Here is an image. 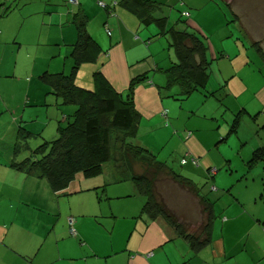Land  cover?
<instances>
[{
	"label": "crops",
	"instance_id": "obj_1",
	"mask_svg": "<svg viewBox=\"0 0 264 264\" xmlns=\"http://www.w3.org/2000/svg\"><path fill=\"white\" fill-rule=\"evenodd\" d=\"M79 1L83 3V0ZM104 1L111 2L110 0ZM160 1L156 2L159 3ZM52 2L56 4L59 0H53ZM17 3L16 7L9 4L8 0H0V149L3 152L0 153V156H2L0 158V264H264V167L263 169L260 168L257 172H252L251 170L257 167V162L250 164L251 155L257 149H264V144L253 150L252 154L249 150L246 152V157L243 158L245 166L236 172L232 171L234 182L239 183V185L236 187L235 185H231L229 189V187L219 182L218 175L216 174L217 171L212 170L208 166L204 171L200 167V164L206 161V158L210 154L209 151L212 149V147L206 146L203 142L205 138L201 131L193 129L191 134L186 136V146L189 151L186 154L188 156L186 158L189 161L186 165H191L190 171L198 175L192 176L189 173L184 177L197 181L201 180L202 176L205 178L207 176L210 180H214L216 184L219 182L218 186L222 189L218 195L228 200V202L220 207L218 215L215 214L213 208L214 217L208 219L207 222L209 229L207 236L210 237V242L197 252H193L190 243L180 235L178 227L162 217L153 219L143 211L144 206L141 207V205L138 207L136 205L134 207L119 206V208H112L115 218L127 221L122 234H129V239L124 249H121V247L120 249H116L119 248V245L110 244L108 241V245L105 248L107 250L104 251H92V249L90 251L87 248L88 238L83 233V226L80 225L83 223V220L80 223L79 219L78 221L77 218L72 219L76 220L75 230L78 235L77 238L70 236L68 232V218L70 217L66 218L62 214V209L59 205L58 210H55V205H43L41 206L44 210L43 212L33 208H21L20 205H17L15 208L13 198L15 192L22 187L20 180L23 177V183L26 184L28 182L27 179L31 178H24L22 173L16 172L10 166L13 162H20L19 159L23 155L29 154V151H25L27 153L21 155L23 153L21 150L15 156V148L17 145L20 148H23L25 144L29 146L30 139H35L42 132H45L46 118L52 116L57 123L54 119L50 118L51 124L54 121L56 125H59L60 120L62 121L66 118V115L72 113V108H67L66 106L59 107L57 105L60 99L55 98L54 101L52 100L53 94L48 90L47 86L44 88L40 86V84L45 85L40 79L43 73H39V75L36 72H40L43 68L47 57H38L36 55L37 50L35 49H39L41 42L53 45L56 51L50 58L59 57V59L56 62L55 69H52L50 66L49 70L58 72L57 70H60L58 69L60 57L63 54L64 47L66 48L64 56L65 53L66 56L62 68L64 67L63 70H65L66 62L70 68L73 65L72 59L69 56L71 52L69 53V51L72 50V46L77 40L76 28L71 24L73 11L66 12L67 18L64 22L57 23L58 21L55 20L57 17L54 16L52 20V22H56L54 25L49 24L46 18H43L41 23H38L35 19L37 17L35 10L27 8L32 6L31 0H17ZM202 3L203 1L201 0L188 2L189 9L186 6L183 7L184 11L181 12V15L184 12H189L190 16L187 19H194L192 23L197 24L199 12L203 6ZM9 5L15 6V8L10 10L6 15H3L5 6ZM108 5L114 9L108 11L111 15L109 16L115 19L113 23L115 25L111 28L109 18L107 17V10L105 11L104 9L106 18L104 19L103 27L95 28L93 32H90L101 46L102 54L106 55V57L105 61L100 63V56L96 62L97 65L93 67H95V70H100L104 78L109 81L117 92L125 93L129 89L133 79L143 76L145 73L148 75L143 63L150 57V49L148 48V44H146V35L141 33L138 18L126 10L117 9V6L114 4ZM100 7L102 6L100 5ZM43 9L45 12H50L49 14L53 13L50 10L51 8L43 7ZM46 26H59L60 30L53 34H51L50 30L44 32V27ZM107 30L112 32V36H108ZM42 34L46 35L42 36ZM105 35L110 39L108 42L105 41ZM42 37L45 38V41L42 40ZM85 67L89 66L85 65ZM223 75L226 76L225 74ZM75 82L82 87H92L86 83H78L77 76ZM10 86L11 88L19 86L26 89L25 109L28 110L29 108L27 107L31 104L34 107H40L44 104V106L49 105L52 108L55 106L54 110H48L44 121L38 120L35 122L32 119V121H27L25 119V111H22L20 118L17 119V114L7 108L11 97L8 98V95L5 94V99H3V92L10 90L8 89ZM256 97L264 101V94H257ZM134 99L136 108L140 113L139 126L143 124L144 117L150 120L154 116H158V114H160L163 121H169V112L167 110L169 104L164 101L161 89L155 85L154 78H151L149 81L148 77L147 80L138 84L135 89ZM257 103L259 104V102ZM33 109L40 115V109ZM242 109V112H246L249 115L255 112L249 103L243 104ZM7 117L9 118L5 120ZM159 121H161L160 118ZM253 121L258 126L256 118H253ZM33 122L35 124H32ZM39 123H46L43 130L37 128ZM16 126L22 127L33 135L26 140H22V137L19 135L17 139L15 138L12 152L13 159L10 161L7 152L10 149V145L7 143L8 138L5 137V134L14 132ZM259 129L261 128L259 127ZM263 129L264 127L261 130ZM258 130L256 133H258ZM193 160L197 162L196 165L193 164ZM261 161H264V158ZM118 166L123 168L125 177L118 180L113 179L107 185H99L95 180L79 177L76 180L85 179L94 183V185L92 187L78 188L76 187V180H74L71 189L77 193L69 196L71 197V201H74L73 204L77 208L85 207V202L77 199L95 188H102L103 191L101 193H105L106 191V198H109L110 202L116 198L132 197V193L124 195L125 197H120L117 192L120 186L127 185L124 183L131 181L126 177L125 168L121 164ZM113 177L116 178V175ZM118 183L120 186L113 188L110 192L108 191L107 186L117 185ZM133 185L135 186L134 183ZM209 185L214 186L211 181ZM211 191L213 190L211 189ZM136 192L137 194L139 193L137 189ZM101 193L96 192L99 200L101 199ZM112 196L115 198H110ZM192 200L195 202V207L198 205L202 206L198 200ZM72 211L73 209L70 213ZM77 211L75 209V214L79 215ZM56 214H59L58 218ZM102 214H106L104 210ZM201 214L202 211L197 217H200ZM184 218L180 217L178 223L186 222V228L189 231L195 232L197 229L194 225L189 227L192 224V219L187 221ZM197 219H203V217ZM58 221L59 224L61 223V226L57 224ZM117 225L119 226V224L113 222L114 227H117ZM104 227L108 230L105 225ZM83 240H86V242H83ZM111 245H113V248Z\"/></svg>",
	"mask_w": 264,
	"mask_h": 264
},
{
	"label": "rangeland",
	"instance_id": "obj_2",
	"mask_svg": "<svg viewBox=\"0 0 264 264\" xmlns=\"http://www.w3.org/2000/svg\"><path fill=\"white\" fill-rule=\"evenodd\" d=\"M52 1L31 0L32 6L27 8H33L37 13V17H35L36 22L41 23V20L46 18L49 24L54 25L56 23L52 22L54 16L57 17L55 18L58 21L57 23L64 22L67 18L66 12H79L82 11L83 7V10L90 18L89 29L93 32L95 28L103 27L104 19L106 18V12L100 7V4L112 5L114 2H119L120 0H110L111 2H105L104 0H83V3L82 1L75 0L76 4L71 3V0H59L56 4ZM187 1L193 2L196 0H162L159 2L162 4V9L156 11L154 17H168L169 26L175 25L177 30H187L189 33L196 34L204 42L207 48L206 58L210 62L208 66L210 78L205 89L206 91L201 89L202 91L194 92L188 98L177 97V99H174L172 97L179 94L180 87L174 85L164 88L166 86V74L164 71L173 63H176L175 52L170 48V40L159 36L161 31L154 22L145 26L140 23L137 17L141 33L146 35V44H148V48L150 49V57L144 61L143 66L148 73L149 81L151 78L155 79V85L161 89L164 101L169 104L167 108L169 121H163L160 114L150 120L144 117L143 124L139 126L138 134L132 141L134 144L154 153L157 159L165 162L174 173L182 176L191 173L192 176H196L198 174L190 171L191 165H183L182 160L188 157L186 154L189 152L186 146V136L191 134L193 129L199 130L205 138L203 142L206 146L212 147L206 161L200 160L203 161L200 167L204 171L207 169V166L217 171L216 174L218 175L219 182L230 189L231 185H235V187L239 185V183L234 182L232 171L236 172L245 166L243 158L246 157V152L249 150L252 154L253 150L264 144V129L261 130L264 127V101L256 97L257 94H264V59L258 51L259 46L264 51V0H201L203 1V6L199 12L197 24L192 23L194 19L180 18L181 12L184 11L183 7H189ZM227 1L232 3L231 8ZM8 3L16 7L18 5L17 0H8ZM43 7L51 8L50 10L53 13L49 14L50 12H45ZM117 9L130 12L121 4H118ZM109 15L107 17L112 28L115 25L113 24L115 19H112L111 15ZM44 29V32L50 30L51 34H53L59 32L60 27L46 26ZM44 37H42V40L45 41ZM109 40V37L106 36L105 41L108 42ZM35 50H37L35 52L38 57H47L45 65L40 72H36L37 74L45 72L67 74L70 71L71 68L67 62L65 70H63L64 67L62 68L66 56V53L64 56L65 47L60 57V65L58 66L60 70H57L58 72L49 70L50 66L52 69H55L54 67H56V62L59 59V57L50 58L56 51L53 45L41 42L39 49ZM105 57L106 55H101L100 63L105 61ZM85 65L89 67H85ZM94 65H97V63L82 65L76 75L78 83H86L92 86L91 88L83 87L85 89L95 88ZM40 86L44 88L47 85L40 84ZM47 88L51 92L50 87L47 86ZM8 89L10 90L3 92V99H5V94L8 95V98L11 97L7 108L17 114V119L20 118L22 111H25V119L27 121L31 119L35 120V122L38 120L44 121L48 110H54L55 108V106L52 108L49 105L44 106V104L40 107H34L31 104L27 107L29 108L27 110L25 109L26 104H24L27 94L26 89L19 86L14 88L10 86ZM210 92H214V94H210ZM51 98L54 101L57 97L56 95H52ZM247 103L255 110L252 115L242 112L243 104ZM66 107L76 108L72 105ZM33 108L40 109V115ZM8 118H5V120ZM50 118L54 119L52 116ZM50 118H46L47 124L39 123L37 126L38 129L43 130L46 124L45 132H42L35 139L29 140V147L32 150L39 147L44 141H51L57 136L58 125L54 121L51 124ZM159 118L162 122L159 121ZM253 118H256L258 126L253 121ZM235 120L238 123L236 129L233 130L232 126ZM35 122L32 124H35ZM259 127L261 129L258 130ZM15 128L14 132L5 134V137L8 138L7 143L10 145V149L7 150L10 161L13 159L14 140L18 136L17 131L19 127L16 126ZM257 130L259 134L256 133ZM22 152L21 155L27 153L24 150ZM0 153H3L1 149ZM27 156L28 154L23 155L19 160L22 161ZM256 165L257 167H254L255 169L253 168L252 172H257L260 168L263 169L264 161L257 162ZM122 169L116 163H107L102 175L89 179L97 181L99 185H107L113 179L118 180L125 177ZM114 175H116V178L113 177ZM25 176L24 178L27 177ZM161 179L156 182L158 199L164 202L172 213L175 214L176 212L177 214L175 215L178 219L180 217H185L184 219L187 221L192 219V224L189 227L194 225L199 231L200 223L204 219H197L200 218L197 216L203 210V205L195 207V202L192 200L195 198L190 194L191 191L174 183L170 176H164ZM27 180L26 184L23 183V177L20 180L22 187L15 192L13 198L15 208L17 205H20L21 208H33L43 212L44 210L41 208L43 205H55V210H58V205L61 206L62 214L66 218L73 216L75 219L77 218V221L79 219L80 223L83 220V223L80 225L83 226V233L88 238L87 248L90 251L91 249L92 251L107 250L105 248L108 245V241L110 244L119 245V248L116 249H120V247L124 249L129 239V234H122L127 221L115 218L112 208H119V206L134 207L136 205L137 207L140 205L142 207L145 203L144 197L139 193L137 194L135 186L131 181L124 183L127 185L122 186L119 183L117 185H109L107 189L110 192L113 188L120 186L117 190L120 197H125L124 195H129V193H132V197L116 198L110 202L109 198H106V191L105 193H101V199L99 200L96 191L90 190L89 193L77 199L83 200L85 207L77 208L73 204L74 201H71V197L66 198L54 193L46 180H34L32 178ZM210 181L214 184L213 187L209 185ZM75 182L78 188L92 187L94 185V183L85 179L76 180ZM193 182L197 185L201 196L213 204L214 212L218 215L220 207L228 202L227 198H221L218 195L222 189L218 186L220 183L216 184L214 180H210L207 176L206 178L202 176L201 180ZM101 190L102 188L98 189V191ZM110 198L115 197L112 196ZM72 209L73 211L70 213ZM75 209L78 210L79 215L75 214ZM103 210L106 214H102ZM58 215L56 214L57 218L59 217ZM113 222H116L119 226L114 227ZM185 223L183 224L185 225ZM57 224L61 226L59 221ZM104 225L108 230L105 229ZM83 242H86V240H83ZM111 246L113 248V245Z\"/></svg>",
	"mask_w": 264,
	"mask_h": 264
},
{
	"label": "trees",
	"instance_id": "obj_3",
	"mask_svg": "<svg viewBox=\"0 0 264 264\" xmlns=\"http://www.w3.org/2000/svg\"><path fill=\"white\" fill-rule=\"evenodd\" d=\"M227 3L231 8L232 3ZM118 4L138 17L141 24L148 26L154 22L161 31L159 36L170 40L176 63L164 71V88L174 85L180 87L179 94L172 96L174 99L188 98L194 92L206 89L210 78V62L206 58L207 48L196 34L177 30L175 25L169 26L168 17L155 18L154 14L162 9V4L154 0H120L115 5ZM105 7L108 14L113 9L108 5ZM14 8L15 6L11 5L5 6L3 15ZM72 15L71 24L77 31V40L69 55L73 65L67 74L45 72L40 79L50 87L51 93L60 99L57 104L59 107L72 105L76 108H72V113L59 121L57 136L51 141H44L34 150L27 144L23 148L17 145L15 156L21 150L29 151V154L24 160L13 162L10 166L28 178L46 180L54 193L69 197L77 193L71 189L77 178L98 177L103 174L107 163L121 164L126 170V177L135 184L139 194L145 199L143 211L153 219L162 217L173 223L179 228L180 235L190 243L193 252L199 251L210 242V237L207 236V222L214 217L213 204L201 196L192 180L174 173L165 162L159 161L154 153L132 141L138 134L140 122V113L134 99L135 89L140 82L148 79V75L145 73L133 79L125 93L117 92L99 69L93 73L94 89L78 86L75 78L80 67L97 62L102 48L91 35L87 15L82 11H73ZM180 18L185 17L180 15ZM258 51L264 59V51L260 46ZM237 123L235 120L233 130L236 129ZM17 132L22 140L33 135L22 127H19ZM263 158L264 149H257L250 164ZM164 176H170L174 183L190 190V194L203 205L200 217L204 220L199 231H189L183 223L179 224L175 215L177 213H172L165 203L158 199L156 182ZM98 189L94 190L97 193L103 191ZM73 218H68V232L71 237L77 238L76 220L72 222ZM71 228H74V234L70 231Z\"/></svg>",
	"mask_w": 264,
	"mask_h": 264
},
{
	"label": "clouds",
	"instance_id": "obj_4",
	"mask_svg": "<svg viewBox=\"0 0 264 264\" xmlns=\"http://www.w3.org/2000/svg\"><path fill=\"white\" fill-rule=\"evenodd\" d=\"M72 2V1H71ZM72 3H75V1H73ZM114 5L116 4V2H114L113 3ZM104 6H105V4H104ZM103 9H105L106 7H102ZM184 13H189V12H184ZM182 16H183V14H182ZM189 16H190V14H189ZM183 17H185V16H183ZM185 18H187V17H185ZM108 31L109 30H107V34H108ZM109 32H111V31H109ZM108 36H112V32H111V35H109L108 34ZM194 158V157H193ZM186 161V163H183V161ZM189 161H188V158H184L183 160H182V164L184 165V164H187ZM192 162V161H191ZM194 164V163H193ZM195 165V164H194ZM211 172H212V170H211Z\"/></svg>",
	"mask_w": 264,
	"mask_h": 264
},
{
	"label": "built area",
	"instance_id": "obj_5",
	"mask_svg": "<svg viewBox=\"0 0 264 264\" xmlns=\"http://www.w3.org/2000/svg\"><path fill=\"white\" fill-rule=\"evenodd\" d=\"M73 2V1H72ZM102 7H105L104 5H101ZM183 16L185 17H189V13H183ZM108 34L111 35V32L108 31ZM194 164L196 165V161L193 160ZM183 163H186V161L184 160ZM70 231L74 234L75 233V230L73 228L70 229Z\"/></svg>",
	"mask_w": 264,
	"mask_h": 264
},
{
	"label": "bare ground",
	"instance_id": "obj_6",
	"mask_svg": "<svg viewBox=\"0 0 264 264\" xmlns=\"http://www.w3.org/2000/svg\"><path fill=\"white\" fill-rule=\"evenodd\" d=\"M74 220H72V222H73ZM74 229V228H73Z\"/></svg>",
	"mask_w": 264,
	"mask_h": 264
}]
</instances>
